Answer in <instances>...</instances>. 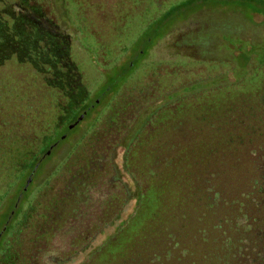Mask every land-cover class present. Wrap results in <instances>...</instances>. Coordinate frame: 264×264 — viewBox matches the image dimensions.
Wrapping results in <instances>:
<instances>
[{
  "label": "trees",
  "instance_id": "1",
  "mask_svg": "<svg viewBox=\"0 0 264 264\" xmlns=\"http://www.w3.org/2000/svg\"><path fill=\"white\" fill-rule=\"evenodd\" d=\"M227 1L264 18V0L219 2ZM192 3L172 5L157 25ZM37 5L6 0L0 15L31 17L43 12ZM4 19L0 16V46ZM31 28L34 35L47 32L44 24ZM257 48L234 49L235 64L225 72L144 85L147 94L134 97L133 111L125 109L128 104L119 106L125 114H119L106 144H112L109 155L120 159L119 164L108 160L106 170L114 175L105 177L106 170L91 158L92 134L67 161L82 172V184L66 197L39 194L24 214L28 224L22 222L0 264H264V60H258ZM120 66L122 73L131 64ZM116 78L108 74L96 98L111 92ZM75 101L67 97L65 105ZM72 105L50 121L56 140L90 108L75 111ZM48 143L45 135L40 149Z\"/></svg>",
  "mask_w": 264,
  "mask_h": 264
},
{
  "label": "rangeland",
  "instance_id": "2",
  "mask_svg": "<svg viewBox=\"0 0 264 264\" xmlns=\"http://www.w3.org/2000/svg\"><path fill=\"white\" fill-rule=\"evenodd\" d=\"M5 1L0 0L2 14ZM61 1L40 0L38 8L45 14L37 10L31 17L16 12L0 15L5 18L0 46V131L7 130L12 140L1 137L0 150L15 144L14 138L18 137L38 144L49 134V130L44 134L41 130L53 115L70 110L71 102L60 109L67 97L77 100L72 105L77 111L94 103L108 74L117 78L113 90L102 94L106 97L95 103L58 146L45 172L67 158L80 140L93 133L105 114L122 102L128 103L142 86L164 78L188 82L199 75L225 72L235 64L233 57L238 53L234 49L240 46H258V60H264L263 16L249 14L230 1L192 0L190 7L160 25L157 24L164 12L187 0ZM33 23L44 24L48 29L45 35L50 43L41 50L36 47L34 36L39 33L34 35ZM154 27L159 28L153 32ZM224 35L233 40L224 41ZM180 39L182 45L177 48ZM47 56L53 57L55 65L46 72L47 66L39 59ZM126 60L131 67L121 73L120 65ZM211 65L218 68L211 69ZM51 82L61 84L53 86ZM7 160L0 157V231L5 221L10 228L0 236V256L22 222L28 224L29 218L24 221V214L35 202L39 179L44 176H32L27 195L23 196L21 190L28 178V173H24L26 166ZM15 194H21L18 201ZM11 209L15 212L8 217Z\"/></svg>",
  "mask_w": 264,
  "mask_h": 264
},
{
  "label": "flooded vegetation",
  "instance_id": "3",
  "mask_svg": "<svg viewBox=\"0 0 264 264\" xmlns=\"http://www.w3.org/2000/svg\"><path fill=\"white\" fill-rule=\"evenodd\" d=\"M34 2H36L37 4H41L40 0H34ZM38 7H40V6L37 5V8ZM47 32H48V29H47ZM45 34L39 33L38 35H36V40H35L37 42L36 47L40 50L42 49V47H45V45H48L50 43L49 36L45 35ZM40 35H42V36H40ZM224 41L227 42V39L224 38ZM178 42H179V44H178ZM178 42H177V46H178L177 48H179V46L181 47L182 40L180 39V41L178 40ZM39 61H42V63H44L47 66L48 69L46 70V72L49 71V69L53 68V66L55 65V62L53 61V57L47 56L45 58L39 59ZM145 94H147V91L145 89V86H142L141 88L138 89L137 94L132 96V98L129 100L128 103H125V104H128L125 109L133 111L135 109V105H136V102L135 103L133 102L134 97L136 99L141 98ZM103 97H106V96L104 95ZM100 99L101 98H98V97L95 98L94 103L89 104L90 108L87 107V105H85L84 107H87V108L83 111L82 114L80 113L77 116V118L72 121V123L67 125L68 130L63 132L61 134L60 138L57 140L54 139V134H53L54 125H53V123L50 122L48 125L49 134L47 135V141H49V143H48L46 148L40 149V147H39L40 141L38 142V144L37 143L35 144L33 141H29L28 139L25 140L22 138L20 139L18 137V139L14 138L17 140V141H15V144H8V145H6V148L4 151L0 150V157H4V158L8 159L9 161L16 160L18 163H21V164L26 166V170L24 173H28V178L26 179L24 187L21 190L22 195H24V194L27 195V192H26L28 189L27 187L32 180V176H35L36 174L39 175L42 173L44 174V176L39 179L40 188H39V192H38L37 196L39 194H42V192H44V191H47L48 194H50V195L57 193V194H59L60 197L68 196L71 191L75 193V191H76L75 186L77 187L78 185L82 184L83 180H80V178L82 177V174H81L82 172L77 171L78 166H75L73 168L69 164H67V161L77 151H79L81 148L85 147V144L89 139L88 137L92 136V134H94V133L96 134V142H95V145L92 146L91 151L89 152V154L91 155V158H94L95 161H98V164L101 165V169L103 171L108 169V168L110 169V167H111V163L109 164L108 160H110L112 162L115 161L118 164L120 163L119 162L120 159H119L118 155L115 158H113L112 154L109 155V149L111 148L112 144L106 145L107 142L110 140L111 136H113V132H114L115 126H116L115 123H116L117 119H119V114H125V111H122V110L118 111L117 108L119 106H117L116 108L110 110L107 114L104 115V118L102 119L101 123L99 124V126H97L94 129L93 133H91L88 137L84 138L83 140H80V142L77 143L74 150L72 152H70L71 154L69 153V156L67 158H64L63 160H61L58 163V165H54L53 168H49V170L47 169L45 172V167L47 166L49 160H51L53 153L58 148V146L67 137H69L71 133H73L72 129L76 128L79 125V123L84 118V116H86L88 114V112L92 109V107H94L95 103L99 102ZM122 104H124V103L122 102ZM63 105H65V103ZM52 106H53V104L51 103V107ZM110 114H111V116H113V118H112L110 124L106 125L104 123V120ZM81 115H83V116L81 119H79V117ZM1 137L5 138L6 141L10 140V138L8 137L7 130L2 129L0 131V138ZM10 141H12V140H10ZM19 142H21V143H19ZM18 143H19V145H17ZM104 145H106V146H104ZM11 147H14V148L17 147V148L14 149ZM0 148L1 149L3 148L2 143H1V139H0ZM103 151H105L104 155L102 154ZM12 153H14V155ZM93 163L94 162L90 163L91 167L93 166ZM83 165H85V164H83ZM108 170H106V172L104 171L105 177H106V173H109ZM101 171H100V174L102 175L103 171H102V173H101ZM111 173H109V174L111 175ZM112 174L114 175V173H112ZM55 175H58V177H56L57 180L55 179V181L53 182ZM105 177L101 176V178H105ZM21 194H15L14 195V197L17 199V201L19 200V197ZM33 203H32V205H33ZM14 212H15V210L11 209L8 217H10ZM7 227H8V221H5V223L3 224V227L0 231V236L3 235V232H6ZM17 237L18 236L15 235V237H13V238H17ZM13 238H12V240H13ZM12 240L10 241L11 243H12ZM5 251H6V249H5ZM5 251H4V253H5ZM4 253L1 254L0 257H2L4 255Z\"/></svg>",
  "mask_w": 264,
  "mask_h": 264
},
{
  "label": "water",
  "instance_id": "4",
  "mask_svg": "<svg viewBox=\"0 0 264 264\" xmlns=\"http://www.w3.org/2000/svg\"><path fill=\"white\" fill-rule=\"evenodd\" d=\"M82 116H83V115H81V116L79 117V119H81V118H82Z\"/></svg>",
  "mask_w": 264,
  "mask_h": 264
}]
</instances>
